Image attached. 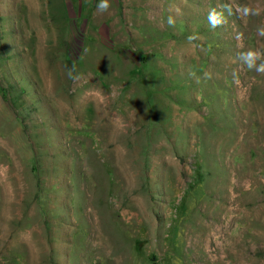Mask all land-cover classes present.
<instances>
[{"label":"rangeland","instance_id":"rangeland-1","mask_svg":"<svg viewBox=\"0 0 264 264\" xmlns=\"http://www.w3.org/2000/svg\"><path fill=\"white\" fill-rule=\"evenodd\" d=\"M100 3L0 0V264H264V0Z\"/></svg>","mask_w":264,"mask_h":264},{"label":"clouds","instance_id":"clouds-1","mask_svg":"<svg viewBox=\"0 0 264 264\" xmlns=\"http://www.w3.org/2000/svg\"><path fill=\"white\" fill-rule=\"evenodd\" d=\"M98 8L101 10L108 9V0H101V3L98 5ZM250 12H252V9L248 7L243 8V15L247 16ZM208 21L210 26L213 28L224 22L221 14L217 13L214 9L209 13ZM168 23L172 25L175 23V21L172 19V17H169ZM259 34L264 36V28L259 29ZM189 39H192V37H190ZM260 58V54L252 50L242 54V59L244 60V64L247 66L248 69H255V71L258 73H264V62H261L259 63V65H257V61L260 60Z\"/></svg>","mask_w":264,"mask_h":264}]
</instances>
